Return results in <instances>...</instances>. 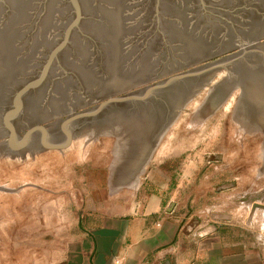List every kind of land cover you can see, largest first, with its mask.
Masks as SVG:
<instances>
[{
  "label": "water",
  "instance_id": "95a60500",
  "mask_svg": "<svg viewBox=\"0 0 264 264\" xmlns=\"http://www.w3.org/2000/svg\"><path fill=\"white\" fill-rule=\"evenodd\" d=\"M213 54L198 70L112 96ZM234 65L198 124L244 88L264 110V0H0V139L19 149L36 130L46 136L43 121L94 103L83 91H98L109 100L64 124L115 102L107 114L135 122L131 160L140 168L148 143L211 75Z\"/></svg>",
  "mask_w": 264,
  "mask_h": 264
},
{
  "label": "rangeland",
  "instance_id": "374dc122",
  "mask_svg": "<svg viewBox=\"0 0 264 264\" xmlns=\"http://www.w3.org/2000/svg\"><path fill=\"white\" fill-rule=\"evenodd\" d=\"M214 58L215 54L112 96L138 94L170 77L198 70ZM234 72L235 65L208 78L210 84L184 104L170 126L157 134L155 144L148 143L140 168L131 160L135 122L107 114V106L115 102L95 115L64 124L71 115L93 113L109 100L110 94L98 97V91H83V98L94 103L43 121L46 136L36 130L22 147L30 128L26 129L13 141L19 149L10 146L9 137L0 139V264H54L53 257L69 248L66 227L77 224L83 205L125 202L124 193L148 180L158 167L180 172L190 156L202 161V167L211 163L223 170L225 186L235 182L252 188L251 177H264V110L248 97L247 88L197 123L212 89ZM69 133L72 141L66 146ZM258 206L264 209L263 203Z\"/></svg>",
  "mask_w": 264,
  "mask_h": 264
},
{
  "label": "crops",
  "instance_id": "0c3cea01",
  "mask_svg": "<svg viewBox=\"0 0 264 264\" xmlns=\"http://www.w3.org/2000/svg\"><path fill=\"white\" fill-rule=\"evenodd\" d=\"M202 164L158 167L125 202L77 209L54 264H264V177L225 186L223 170Z\"/></svg>",
  "mask_w": 264,
  "mask_h": 264
},
{
  "label": "bare ground",
  "instance_id": "6f19581e",
  "mask_svg": "<svg viewBox=\"0 0 264 264\" xmlns=\"http://www.w3.org/2000/svg\"><path fill=\"white\" fill-rule=\"evenodd\" d=\"M229 115V114H228ZM44 137V136H43ZM45 141V140H44ZM50 142V141H49ZM35 143V142H34ZM101 152V151H100Z\"/></svg>",
  "mask_w": 264,
  "mask_h": 264
}]
</instances>
